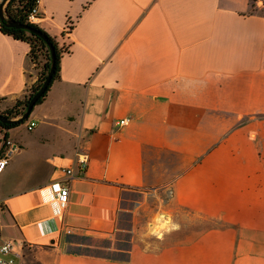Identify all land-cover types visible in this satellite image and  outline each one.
Instances as JSON below:
<instances>
[{"label":"crops","instance_id":"obj_1","mask_svg":"<svg viewBox=\"0 0 264 264\" xmlns=\"http://www.w3.org/2000/svg\"><path fill=\"white\" fill-rule=\"evenodd\" d=\"M254 7L38 1L34 23L69 51L29 116L37 126L9 129L20 148L0 172V246L13 244L17 264H264V14ZM30 48L0 29L1 111L39 79L45 59L33 62ZM66 167L76 176L59 218L41 188ZM168 186L165 210L190 218L155 248L132 246L126 263L57 253L67 233L111 235L123 210L135 214L125 192L163 195Z\"/></svg>","mask_w":264,"mask_h":264},{"label":"rangeland","instance_id":"obj_2","mask_svg":"<svg viewBox=\"0 0 264 264\" xmlns=\"http://www.w3.org/2000/svg\"><path fill=\"white\" fill-rule=\"evenodd\" d=\"M254 12L264 14V7L257 6ZM17 116V115H16ZM144 191H128L124 193L123 207L125 209L137 208L133 214L123 210L115 231L111 235L96 232H69L64 236L62 246L57 253H73L87 255L101 259L115 260L126 263L131 259L132 246L136 248L153 249L157 241L165 239L175 229H178V220L190 218L183 209H178L173 215L165 210L167 203H162L161 194L149 195ZM163 213L170 220L169 225L163 224ZM200 225L214 227L218 222L203 220ZM47 251L48 248H41Z\"/></svg>","mask_w":264,"mask_h":264},{"label":"trees","instance_id":"obj_3","mask_svg":"<svg viewBox=\"0 0 264 264\" xmlns=\"http://www.w3.org/2000/svg\"><path fill=\"white\" fill-rule=\"evenodd\" d=\"M38 1L39 0H7V4L5 7L6 16H0V29L3 33L11 35L15 39L26 41L30 44L31 48L29 56L31 57L33 62L37 63L41 55H43L45 59L43 68L40 72L39 79L37 83L32 86L31 91L28 93V95L25 96L24 99L19 100L12 109H8L5 111L0 110V114L6 116L8 119H12V117L16 116L14 115V112L19 107H23V111H17L16 113L18 115L24 114V111H26L29 101L34 96V94L40 89L45 79L47 78V75L52 70L53 66L54 74L52 81L49 87L47 88L46 92L37 101V104H41L44 101L52 84L60 76V64L64 48H61L56 39L50 36L46 31L41 29L37 24L28 21V14L37 5ZM256 1L257 0H254V2ZM12 22H14L16 26H13ZM28 27L34 28L39 33L45 35L48 41L44 40L39 34L28 30ZM51 49L55 50V61H53L51 57ZM22 123H24V121L3 122L0 120V126L7 128L8 130L10 128L19 126Z\"/></svg>","mask_w":264,"mask_h":264},{"label":"built area","instance_id":"obj_4","mask_svg":"<svg viewBox=\"0 0 264 264\" xmlns=\"http://www.w3.org/2000/svg\"><path fill=\"white\" fill-rule=\"evenodd\" d=\"M38 16V8L37 5L30 11L28 14V21L34 23ZM73 27V22L69 20L65 26V31H69ZM69 49H64L63 54L68 52ZM40 57H43L41 55ZM22 112L23 107H19L15 110L12 119H18L23 116V114H17L16 112ZM25 112V111H24ZM128 119H122L119 121V125L123 126L128 124ZM37 120L28 118L24 120V124L27 130H33L37 126ZM0 143L3 146V150L0 155V172L7 166L10 156L16 152L20 147L15 144L12 138L9 135V130L0 126ZM77 165L80 171L83 173L87 170L89 165V159L86 154L79 155L77 160ZM62 173L59 177L53 179L47 186L41 188L43 192V200L48 203L52 210L53 214L56 217L62 218L67 209L70 194H71V182L75 178L74 168L66 167L62 168ZM165 194L160 197L162 203H167L173 197V188L168 186L165 189ZM0 209H3V206L0 205ZM163 224L169 225V219L163 213ZM16 253L13 250V244L11 242H5L0 246V264H17L16 262Z\"/></svg>","mask_w":264,"mask_h":264},{"label":"water","instance_id":"obj_5","mask_svg":"<svg viewBox=\"0 0 264 264\" xmlns=\"http://www.w3.org/2000/svg\"><path fill=\"white\" fill-rule=\"evenodd\" d=\"M6 0H3L0 4V16H3V6L5 4ZM13 26H16V24L14 22H12ZM21 27V26H20ZM28 30H30L31 32L37 33L39 34L44 40L48 41L47 37L41 33H39L36 29L34 28H29ZM51 57L53 59V61H55V50L51 49ZM53 74H54V66L52 68V70L49 72V74L47 75V78L45 79L44 83L42 84V86L40 87V89L34 94V96L31 98V100L28 103V106L26 108V111L24 112L23 116L18 118V119H8L6 116L0 114V120L3 122H11V121H24L26 119L29 118V116L31 115L34 107L37 105V101L39 100V98H41V96L46 92L47 88L49 87L52 78H53Z\"/></svg>","mask_w":264,"mask_h":264}]
</instances>
